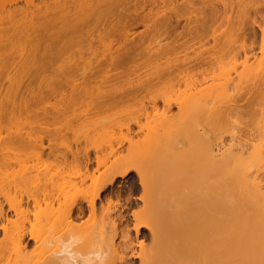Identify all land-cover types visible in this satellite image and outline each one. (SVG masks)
<instances>
[{
  "label": "rangeland",
  "instance_id": "obj_1",
  "mask_svg": "<svg viewBox=\"0 0 264 264\" xmlns=\"http://www.w3.org/2000/svg\"><path fill=\"white\" fill-rule=\"evenodd\" d=\"M207 1L221 16L218 22H206L208 37L201 46L195 41L185 53L182 48L172 51L164 47L183 32L187 14L168 37L143 43V48L150 43L146 69L160 75L139 100L97 113L79 108L76 117L60 130H55L58 120L50 109L46 126L54 138L52 144L44 140L41 153L7 147V159L0 161V209L6 215L0 219V264H36L51 254L46 247L64 244L93 250L101 234H109L113 220L118 223V215L122 221L117 229L128 230L131 244L126 250L121 238L116 239L115 264H140L131 253L139 254L163 242L164 247H190L186 264H253L246 251L240 255L241 247H227V243L235 231L234 220L250 211L234 202V174L249 165L264 191V0H246L239 8L241 28L253 27L255 34L245 37L247 51L241 50L237 59L232 0ZM165 5L157 2L156 7L169 9L170 4ZM202 6L194 1L195 8ZM144 31V25L139 24L133 36L138 38ZM187 39L184 36L181 41ZM239 43L243 45L242 39ZM168 100L180 103L181 110L175 105L164 114L163 102ZM226 110L227 116L215 117L217 111ZM3 115L0 154L5 146L3 136L12 130L7 124L10 118ZM19 125L21 131L27 127ZM34 129L39 135L38 126ZM127 138L131 141L123 143L109 161L125 157L143 175L144 187L134 172L117 179L101 193L94 215L88 217L85 211L76 219L80 227L75 229L61 218V210L90 194L96 183L82 181L80 174L85 171L72 155H89L92 161L87 170L92 172L96 155L108 154ZM227 148L232 152L227 153ZM100 172L102 168L94 177ZM109 197L121 204L111 215L104 209ZM32 198L39 202L38 215L27 217L25 204ZM139 222L147 223L151 231L141 229L135 237L133 228ZM31 227L37 231L39 243L18 247L14 235ZM195 230L198 235L193 238L189 234ZM34 247L42 248L33 251Z\"/></svg>",
  "mask_w": 264,
  "mask_h": 264
},
{
  "label": "bare ground",
  "instance_id": "obj_2",
  "mask_svg": "<svg viewBox=\"0 0 264 264\" xmlns=\"http://www.w3.org/2000/svg\"><path fill=\"white\" fill-rule=\"evenodd\" d=\"M194 1L0 0V126L3 114L7 113L10 118L7 124L12 129L3 136L6 139L0 161L7 159L4 153L7 147L37 149L41 153L44 140L52 144L54 138L46 126L47 118L51 116L50 109L58 120L59 126L55 130H60L76 117L74 112L79 108L85 113H97L139 100L143 91L160 75L146 69L150 43L143 48L141 46L145 41L168 37L175 31L182 15L187 14L183 32L164 43L166 50L182 48L185 53L195 45L193 42L197 41L201 46L208 37V20L219 21L220 11L206 4L207 0H198L204 4L202 8H195ZM245 1L232 0L235 9L234 59L239 57L241 50L246 53L245 37L255 34L253 27L245 31L241 28L239 8ZM157 2L168 3L170 7L157 8ZM221 20L219 23H222ZM139 24L144 25L145 31L136 38L133 29ZM256 27L260 28V25ZM184 36L188 39L181 41ZM210 37L213 38V32ZM241 39L243 45L239 43ZM183 61H175L170 68H176ZM245 61L246 55L243 63ZM175 105L181 110L176 100L164 101L162 112L165 114ZM225 115H228L227 110L217 111L215 117L221 119ZM19 118L23 121L20 122ZM19 124L27 126L26 129L21 131ZM35 126L39 128V135L35 134ZM129 141L131 138L120 141L106 155H96V166L92 172L87 170L92 161L89 155H72L85 171L80 174L82 181L90 179L96 183L90 194L72 201L61 210V218L75 229L80 227L76 219L85 211L88 217L94 215L95 203L100 200L101 193L112 187L117 179H124L134 172L138 184L144 187L143 175L125 157L109 161V157ZM226 151L232 152L231 148ZM210 156L214 158L216 154L210 153ZM244 166L242 172H236L232 177V188L234 202L250 211L234 220L235 231L232 239L228 238L227 247H241L240 255L244 250L252 257L253 264H264V191L257 174L250 171L249 165ZM99 168L102 172L94 177ZM106 200L104 209L111 215L121 204L118 200L113 202L110 197ZM37 206V200L32 198L31 202L27 201L25 216L36 217ZM117 217L118 223L113 220L111 231L101 234L99 245L93 250L69 247V244L46 247L51 254L36 264H115L112 257L119 248L115 247L116 239L121 238L126 250L131 244L128 230L118 231L117 225L122 217ZM5 218V212L0 209V219ZM141 229L151 231L147 223H136L133 228L135 237ZM189 235L196 237L198 230L191 231ZM14 241L18 247L27 248L31 242L33 245L39 243V235L32 227L22 229L14 235ZM164 244L149 247L139 254L131 253L130 256L138 258L140 264H186L190 247H164ZM39 248L42 247H34L33 251Z\"/></svg>",
  "mask_w": 264,
  "mask_h": 264
}]
</instances>
